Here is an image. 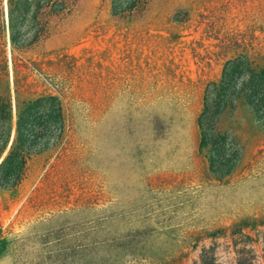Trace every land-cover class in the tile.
Wrapping results in <instances>:
<instances>
[{
	"label": "rangeland",
	"instance_id": "374dc122",
	"mask_svg": "<svg viewBox=\"0 0 264 264\" xmlns=\"http://www.w3.org/2000/svg\"><path fill=\"white\" fill-rule=\"evenodd\" d=\"M129 2L78 0L66 26L49 22V39L17 61L19 97L57 95L69 119L61 140L48 131L28 171L0 186V264L103 255L104 264H193L208 247L218 264H235L234 242L264 264V91L262 102L254 95L264 0H142L114 11ZM1 22L12 129L0 162L16 120L7 0ZM63 31L69 42L56 51ZM205 96L201 126L214 144L200 151Z\"/></svg>",
	"mask_w": 264,
	"mask_h": 264
},
{
	"label": "trees",
	"instance_id": "16d2710c",
	"mask_svg": "<svg viewBox=\"0 0 264 264\" xmlns=\"http://www.w3.org/2000/svg\"><path fill=\"white\" fill-rule=\"evenodd\" d=\"M142 0H130L125 6L119 5L114 11L121 13L126 10H132L137 7ZM8 3V19L10 32V47L12 55V63L14 70V93H15V130L9 148L0 162V186L9 188L12 186V180L19 178L22 174L28 171V162L34 160L42 151H44L49 138L48 131L53 130L57 132L53 141L62 139L63 132L67 128L69 116L65 113L61 100L57 95H40L31 99H23L19 97L18 79H17V61L20 60L21 55L24 54L31 46L43 45L48 39L47 24L49 22L54 27L59 29L66 26L70 18L78 7V0H7ZM30 15L32 23V36H27V25L25 24V15ZM19 20L17 23L16 20ZM3 22L0 23V30H3ZM66 28V27H65ZM66 33V34H65ZM61 35V33H60ZM63 43L55 49L56 51L63 50L68 44V33L63 31ZM51 50V52H55ZM64 56V55H63ZM62 56V57H63ZM264 59V57H262ZM240 56L236 58L239 60ZM240 61V60H239ZM240 66L234 64L229 70L230 77L238 71ZM37 71L38 68H35ZM230 87V83L227 85ZM263 87V88H261ZM261 90L264 91V83L256 88L254 95L257 96L258 101L262 102L259 94ZM211 105L204 97L203 111L200 116L201 139L199 143V150H203L210 142V134L207 129L201 126L203 116L211 115ZM0 155L4 152L10 138L12 129L11 121V96L8 81L5 83L3 93L0 94ZM211 149V148H210ZM220 148L213 146L209 152L210 170H216L214 165L220 156ZM218 175H222L221 172ZM245 244L251 241L249 236H243ZM241 241V240H240ZM235 264H259L256 263V255L250 247L236 248ZM264 261V248L261 255ZM108 257L103 255L100 260L94 262L92 258L88 264H104L107 263ZM193 264H218L214 255L213 247L202 248L199 258Z\"/></svg>",
	"mask_w": 264,
	"mask_h": 264
}]
</instances>
